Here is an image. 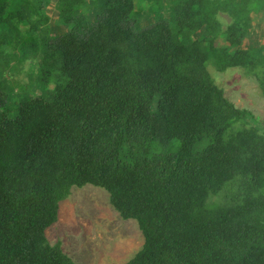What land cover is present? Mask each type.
Here are the masks:
<instances>
[{"label": "trees", "instance_id": "trees-1", "mask_svg": "<svg viewBox=\"0 0 264 264\" xmlns=\"http://www.w3.org/2000/svg\"><path fill=\"white\" fill-rule=\"evenodd\" d=\"M52 1L0 0V264H76L47 232L88 185L138 223L128 264H264V124L208 70L264 96V45L243 47L264 0H58L61 35ZM32 60L26 97L7 75Z\"/></svg>", "mask_w": 264, "mask_h": 264}, {"label": "rangeland", "instance_id": "rangeland-1", "mask_svg": "<svg viewBox=\"0 0 264 264\" xmlns=\"http://www.w3.org/2000/svg\"><path fill=\"white\" fill-rule=\"evenodd\" d=\"M57 2L53 0L46 9L52 35L67 32V28L58 23ZM148 14L149 11L139 19V26L147 28L155 22L154 16ZM253 20V30L243 44L246 49L264 45V15L254 16ZM221 21L227 25L231 23V18L221 15ZM34 66L33 60L28 61L19 71L7 75L11 82L19 86L16 92L26 97L41 95L37 87L38 67ZM208 70L231 103L238 109L247 110L259 123L264 124V96L255 78L247 76L239 68L225 73H219L213 66ZM3 77L0 70V80ZM45 97L50 98L51 94ZM11 115L14 116L15 112ZM226 194L229 195L225 191L216 199L221 202ZM47 238L52 246L61 243L63 251L76 264H128L145 244L138 223L124 220L112 207L109 193L91 185L81 189L73 188L70 198L61 204L59 220L48 230Z\"/></svg>", "mask_w": 264, "mask_h": 264}]
</instances>
